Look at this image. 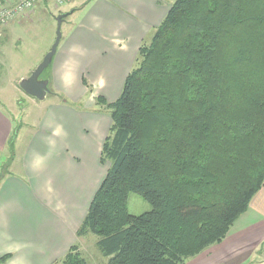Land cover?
I'll return each mask as SVG.
<instances>
[{"label": "trees", "instance_id": "16d2710c", "mask_svg": "<svg viewBox=\"0 0 264 264\" xmlns=\"http://www.w3.org/2000/svg\"><path fill=\"white\" fill-rule=\"evenodd\" d=\"M96 102L108 166L77 235H97L108 264H184L264 182V0H173L119 95ZM131 191L151 209L129 213ZM61 262L88 264L77 244Z\"/></svg>", "mask_w": 264, "mask_h": 264}, {"label": "crops", "instance_id": "0c3cea01", "mask_svg": "<svg viewBox=\"0 0 264 264\" xmlns=\"http://www.w3.org/2000/svg\"><path fill=\"white\" fill-rule=\"evenodd\" d=\"M172 2L38 0L2 27L0 37L4 30L12 34L15 24L31 21L42 5H67L59 8L62 22L74 16L50 64L48 93L56 100L30 126L19 171L10 166L20 126L0 103V157L6 146L10 153L0 158V259L9 255L0 264H62L72 244L82 253L83 235L76 231L107 170L100 151L111 117L96 102L79 108L75 103L83 94L108 100L119 95L141 43L150 39ZM184 264H264V182L224 238Z\"/></svg>", "mask_w": 264, "mask_h": 264}, {"label": "rangeland", "instance_id": "374dc122", "mask_svg": "<svg viewBox=\"0 0 264 264\" xmlns=\"http://www.w3.org/2000/svg\"><path fill=\"white\" fill-rule=\"evenodd\" d=\"M51 5L44 8L43 5L39 6L31 21L23 19L28 22L15 24L12 34L4 35L6 31L4 30L0 37V103L4 110L12 113V118L17 123L16 126H20L14 146L15 159L13 165L10 166L13 171L20 170V158L25 147L24 143L31 135L30 126L36 123L37 116L43 114L49 103L56 100L50 93L43 99H37L24 93L18 86V79L29 74L54 42L57 26L56 15L61 11L59 8L67 9L66 7H68L65 4L58 8ZM73 17L70 15L63 22L61 21V38L65 37L70 26L69 21ZM50 64L44 68L39 78H48ZM48 85L51 88V82ZM96 98L83 94L78 97L79 101L75 103V107L92 106L93 102H96ZM106 100L113 101L115 99ZM96 105L100 106L97 102ZM9 154L6 146L0 158L5 160L7 155L8 158L10 157ZM150 209L151 205L140 194L132 191L128 193L127 210L129 213L140 214ZM254 229L252 226L251 230ZM81 239H83L82 254L88 264H108L109 257L101 253L97 247V235L89 232Z\"/></svg>", "mask_w": 264, "mask_h": 264}, {"label": "water", "instance_id": "95a60500", "mask_svg": "<svg viewBox=\"0 0 264 264\" xmlns=\"http://www.w3.org/2000/svg\"><path fill=\"white\" fill-rule=\"evenodd\" d=\"M63 16V13L56 15V36L49 50L44 54L42 59L30 71V73L27 76L21 78L18 82V86L23 92L37 99H43L45 95L50 92V89L48 87V78H39V76L44 68L48 66L52 61V57L56 51V47L61 37L60 24Z\"/></svg>", "mask_w": 264, "mask_h": 264}, {"label": "built area", "instance_id": "2783aa9c", "mask_svg": "<svg viewBox=\"0 0 264 264\" xmlns=\"http://www.w3.org/2000/svg\"><path fill=\"white\" fill-rule=\"evenodd\" d=\"M65 0H53L54 4H61ZM38 0H0V35L2 27L19 14L32 10Z\"/></svg>", "mask_w": 264, "mask_h": 264}]
</instances>
